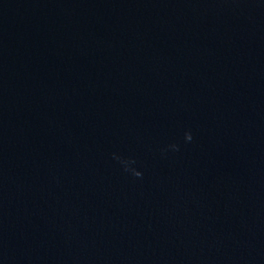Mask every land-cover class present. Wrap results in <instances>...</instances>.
<instances>
[{
  "label": "water",
  "instance_id": "1",
  "mask_svg": "<svg viewBox=\"0 0 264 264\" xmlns=\"http://www.w3.org/2000/svg\"><path fill=\"white\" fill-rule=\"evenodd\" d=\"M0 264H264V0H0Z\"/></svg>",
  "mask_w": 264,
  "mask_h": 264
},
{
  "label": "clouds",
  "instance_id": "2",
  "mask_svg": "<svg viewBox=\"0 0 264 264\" xmlns=\"http://www.w3.org/2000/svg\"><path fill=\"white\" fill-rule=\"evenodd\" d=\"M185 139L186 141H191L193 139L192 132L186 131L185 132ZM171 148L175 150H179V145L178 144H172L170 145ZM115 156V154H113ZM117 159L120 160V163L124 166V170L126 172L130 171L133 175L140 177L142 176V172L139 171L138 169L132 167L136 163L135 159L132 158H123V157H116Z\"/></svg>",
  "mask_w": 264,
  "mask_h": 264
}]
</instances>
